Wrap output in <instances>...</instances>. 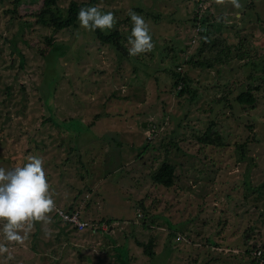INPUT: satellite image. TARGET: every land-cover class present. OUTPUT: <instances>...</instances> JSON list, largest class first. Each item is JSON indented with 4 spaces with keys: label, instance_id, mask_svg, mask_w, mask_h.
Segmentation results:
<instances>
[{
    "label": "rangeland",
    "instance_id": "374dc122",
    "mask_svg": "<svg viewBox=\"0 0 264 264\" xmlns=\"http://www.w3.org/2000/svg\"><path fill=\"white\" fill-rule=\"evenodd\" d=\"M239 2L97 0L120 49L79 21L36 23L42 0H0V167L41 156L55 205L93 225L53 211L0 264H250L244 241L264 246V0ZM130 10L148 22L151 52L129 56ZM204 15L203 46L193 18ZM173 70L187 76L182 95ZM248 89L254 102L240 103ZM209 127L224 145L200 141ZM163 161L172 187L152 179ZM150 235L151 256L139 245Z\"/></svg>",
    "mask_w": 264,
    "mask_h": 264
},
{
    "label": "clouds",
    "instance_id": "9594fccd",
    "mask_svg": "<svg viewBox=\"0 0 264 264\" xmlns=\"http://www.w3.org/2000/svg\"><path fill=\"white\" fill-rule=\"evenodd\" d=\"M217 3L222 4L223 0ZM232 6L242 7L239 0H232ZM128 15L132 22L125 45L129 56L151 52L155 44L145 17L131 10ZM77 20L87 31L111 30L117 23L114 13L103 12L100 5L81 8ZM26 160L22 166L12 169L0 167V222H3L0 231L7 242L0 243V254L8 253L7 244H23L36 222L52 223L49 214L55 209V201L46 179L43 158L30 155Z\"/></svg>",
    "mask_w": 264,
    "mask_h": 264
},
{
    "label": "trees",
    "instance_id": "16d2710c",
    "mask_svg": "<svg viewBox=\"0 0 264 264\" xmlns=\"http://www.w3.org/2000/svg\"><path fill=\"white\" fill-rule=\"evenodd\" d=\"M10 2L13 3L14 8L17 6L19 0H10ZM58 0H42V5L39 8L38 12H36V23L51 26L52 28L59 30V29H66V28H73L77 26V14L81 8H86L89 6H95L97 0H88L87 2H77L75 0H71L67 6L66 14L64 16L59 15L58 9L56 8ZM136 12H144L141 8H136ZM145 16H151L150 13L145 11ZM197 16H194L193 23L195 24V27L198 28V32L196 35V39L199 36L200 37V43L201 45H206V32L209 31L207 29L208 23V17L207 16H201L198 19ZM205 25L206 29L203 30L201 27ZM97 38L103 42V43H111L115 45L117 48H122L121 44L119 42L120 38V32L116 28L112 29L110 32H104L103 30H96L94 31ZM202 47L199 48L201 51ZM192 62H195L194 59L191 60ZM207 65L209 62H206ZM199 64H203L201 61H199ZM171 75L173 77V85L175 87H178L180 83L182 85L180 88H178L177 93L178 95H182L186 92L188 88V79L187 76L180 74V72L171 71ZM220 100H224V98H219ZM236 99L242 103H253L254 102V96L252 94V90L248 89L241 94H239ZM211 127L206 130V132L200 137V141H203L205 144H210L212 146H221L224 145V142L222 140L221 135L215 131L210 129ZM175 173V167L173 164L163 161L158 169L154 172L152 175V179L156 184L162 185L164 187H172L174 184V174ZM72 210V209H71ZM70 210V211H71ZM60 219V218H59ZM155 242V237L150 235L147 242H139V245L143 247L144 253L148 254L149 256L154 254L153 245ZM245 244V253L250 254V252L253 250H260L261 251V258L264 256V246L259 249V246L257 244H254L253 242H246ZM264 263V261H263ZM262 263V264H263ZM250 264H259L258 261L255 258H252L250 260Z\"/></svg>",
    "mask_w": 264,
    "mask_h": 264
},
{
    "label": "built area",
    "instance_id": "2783aa9c",
    "mask_svg": "<svg viewBox=\"0 0 264 264\" xmlns=\"http://www.w3.org/2000/svg\"><path fill=\"white\" fill-rule=\"evenodd\" d=\"M195 32L197 34L198 28H196ZM179 70H181V69H179ZM181 85H182V83H180V85H178V88H180ZM54 213L57 215L58 218H60V220H63L64 222L71 224L72 226H74L78 230L93 228L92 224L85 221L81 217L78 210H71L70 211V210L63 209V208L55 205ZM252 255H253V258H255L258 261V263H261V264L263 263L264 259L261 258V251L260 250L254 251L252 253Z\"/></svg>",
    "mask_w": 264,
    "mask_h": 264
},
{
    "label": "water",
    "instance_id": "95a60500",
    "mask_svg": "<svg viewBox=\"0 0 264 264\" xmlns=\"http://www.w3.org/2000/svg\"><path fill=\"white\" fill-rule=\"evenodd\" d=\"M142 125H145V123H143ZM263 259H264V256H263Z\"/></svg>",
    "mask_w": 264,
    "mask_h": 264
}]
</instances>
